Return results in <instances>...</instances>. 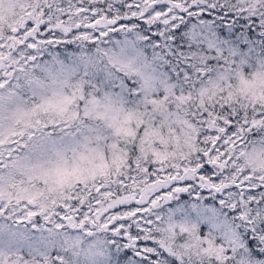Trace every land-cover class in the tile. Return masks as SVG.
Returning <instances> with one entry per match:
<instances>
[{"label": "snow or ice", "instance_id": "obj_1", "mask_svg": "<svg viewBox=\"0 0 264 264\" xmlns=\"http://www.w3.org/2000/svg\"><path fill=\"white\" fill-rule=\"evenodd\" d=\"M0 264H264V0H0Z\"/></svg>", "mask_w": 264, "mask_h": 264}]
</instances>
